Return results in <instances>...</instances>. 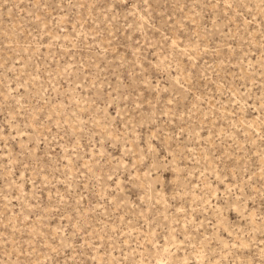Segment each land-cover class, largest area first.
<instances>
[{
  "label": "rangeland",
  "instance_id": "obj_1",
  "mask_svg": "<svg viewBox=\"0 0 264 264\" xmlns=\"http://www.w3.org/2000/svg\"><path fill=\"white\" fill-rule=\"evenodd\" d=\"M0 264H264V0H0Z\"/></svg>",
  "mask_w": 264,
  "mask_h": 264
}]
</instances>
